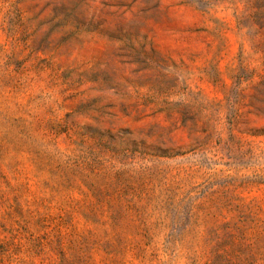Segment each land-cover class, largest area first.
I'll use <instances>...</instances> for the list:
<instances>
[{
    "label": "rangeland",
    "instance_id": "obj_1",
    "mask_svg": "<svg viewBox=\"0 0 264 264\" xmlns=\"http://www.w3.org/2000/svg\"><path fill=\"white\" fill-rule=\"evenodd\" d=\"M0 264H264V0H0Z\"/></svg>",
    "mask_w": 264,
    "mask_h": 264
}]
</instances>
